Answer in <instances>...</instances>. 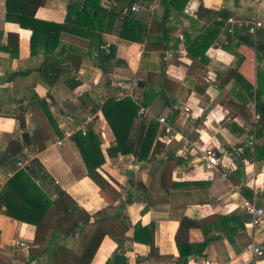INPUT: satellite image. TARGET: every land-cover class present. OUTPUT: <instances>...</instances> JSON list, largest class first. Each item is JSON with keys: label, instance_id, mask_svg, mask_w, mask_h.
Returning a JSON list of instances; mask_svg holds the SVG:
<instances>
[{"label": "crops", "instance_id": "obj_1", "mask_svg": "<svg viewBox=\"0 0 264 264\" xmlns=\"http://www.w3.org/2000/svg\"><path fill=\"white\" fill-rule=\"evenodd\" d=\"M69 1L46 0L37 9L35 18L64 23ZM112 1L116 4L107 6L110 12L102 37V48L106 52L113 48L114 53L111 72L106 75L97 65L89 37L58 25L36 22L37 39L33 46V30L19 23L18 8L16 12H8L7 0H0V76L4 78V83L0 84V152L14 146L11 140L31 142L30 146L22 144V156L17 162L7 161L6 166H0V196L14 173L28 168L35 159L32 178L44 197L58 198L66 207L76 202L91 215L106 208L113 211L124 203L120 219H109L101 224L107 234L90 262L79 254L80 232L73 233L80 223L78 218L72 212L62 214L55 222L50 216L47 218L48 224L55 223L54 229L63 233L70 231L64 237L57 234V244L72 251L69 264H105L117 249L115 238L124 239L125 246L121 252L125 262L116 264H135L138 256L151 251L145 230L134 238L137 224L147 226L161 256L151 258L150 264H175L173 259L180 256L177 240L182 244L200 243L206 238L210 241L204 252L191 256L187 264H264V256H256L249 249L254 237L264 243V231L252 226L251 215L245 208V203L254 198L264 207V159L253 161L241 158L238 153L243 147L241 143L245 144L248 137L245 121L233 108V104L239 103L230 91L235 82L233 71L227 72L238 61L248 79L262 86L264 55L258 57L244 46L243 61H240L242 57H236L233 51L219 43L227 42L236 18L257 16L263 21L259 29L264 30V0L257 3L254 0H188L183 11L175 9L168 18L166 26L172 31L166 50L157 46L161 43L159 30L149 31L144 41L121 37L119 30L123 20L119 13L122 9L127 11L130 4L128 0ZM104 2L100 0V5H105ZM134 4L139 8L136 11L131 9ZM165 8L162 0H138L130 6L131 12L149 25L152 21L157 25L163 20ZM202 9L211 10V16L221 10L230 16L217 41L206 51V63L200 57L193 60L186 44V34L195 38L211 21L210 15ZM168 51L174 56L166 60ZM46 56L63 57L73 64L71 68L75 73L72 74L77 75L80 85L70 87L66 74L44 79L40 70ZM76 66L78 68L74 69ZM225 71L227 73L223 74ZM13 73L17 75L9 79ZM164 73L167 79L162 77ZM208 74L212 75L210 82L204 79ZM107 76L111 79L110 86ZM198 77L201 86L207 84L204 92L195 90ZM222 83L224 88L220 86ZM161 84L174 107L166 106L151 92L152 103L147 109L155 116H168L174 109L178 110L174 122L178 135L166 147L177 148L176 154L186 160L177 165L167 163L154 179L152 165L147 160H137L133 154L109 156L107 150L116 136L97 96L116 95L121 89L129 91L132 85L135 92L143 96L147 90L145 86H153L156 92ZM262 98L264 100V93ZM31 101L35 103L28 105L26 111L20 110L21 105ZM139 118L137 114L136 122ZM74 126L91 128L101 139L105 162L97 169L118 194L111 206L99 185L88 175L74 136L66 139L63 145L56 142L58 138H65V131ZM24 132L29 134L28 141L22 136ZM186 141L189 142L187 147ZM258 143L264 144V138ZM205 148L213 149L218 155L217 166H209L201 159V151ZM121 154L133 156L135 163L125 164L118 158ZM20 161L23 163L19 164ZM128 169L133 170L134 177L126 173ZM131 178L135 179V186L131 185ZM244 186L253 190L252 199L243 194ZM129 192L133 193L130 200ZM3 198H0V264H25L30 256L35 257L27 264H51L43 250L49 244L53 229L49 227L38 238L37 226L8 214ZM246 217L250 219L246 221ZM182 223L184 230L177 235ZM122 224L129 226L126 231L120 228ZM96 225L87 224L85 231H93ZM17 239L30 243L29 250L17 247Z\"/></svg>", "mask_w": 264, "mask_h": 264}, {"label": "trees", "instance_id": "obj_2", "mask_svg": "<svg viewBox=\"0 0 264 264\" xmlns=\"http://www.w3.org/2000/svg\"><path fill=\"white\" fill-rule=\"evenodd\" d=\"M129 6L127 11L121 10L119 16L121 17L122 25L119 30V35L123 38L132 41H144L146 35L150 31L159 30L161 31V40L159 46L160 49L166 50L169 48V42L171 40L170 33L172 28L166 26L169 16L173 10H184V6L188 0H162V3L166 5L164 18L162 21L150 22V25L146 22L141 21L135 13L131 12L130 6L132 3L138 0H128ZM46 0H7L8 12H19V23L22 25H28L33 30L32 45L35 46L37 39V30L35 28V23H43L52 25H58L61 29L70 30L71 32L85 35L91 40L95 35L103 37L105 21L109 15L110 9L106 5H100V0H70L68 3V15L64 23L54 24L44 21H39L35 18V13L37 9L44 5ZM201 9V8H200ZM206 11L205 9H202ZM200 12V11H199ZM211 10H207L206 13L210 16L211 19L209 25L204 27L203 31L197 35L195 38H191L186 34V44L188 47V52L190 56L194 59L200 57L203 62H207L208 58L206 57V51L208 48L218 39V35L225 26L229 14L225 10L215 11L214 16L210 14ZM221 17L220 20H216V17ZM31 25V26H29ZM222 47L225 49L231 50L236 54V57L241 58L240 61H243L242 50L244 46L250 50L257 53L258 57L264 55V30L258 29L255 34L249 33L246 29L240 27H234L233 32H230L227 35V42H219ZM103 44V42H102ZM17 45V44H16ZM152 45V47H157ZM237 46V50L236 47ZM103 61L97 65L102 71L108 75L111 72V59L114 56L113 48L110 51L106 52L102 48ZM40 70L41 75L44 79H48L50 76H62L63 74L68 75L66 82L70 87H77L80 85V81L77 75L73 73V64L67 63L66 59L61 57L58 59L55 56H46L45 62L42 64ZM72 67V68H71ZM78 67H74L77 69ZM233 71L231 74L234 78V85L231 87V93L237 104H233V108L237 109L240 113L241 118L245 121L246 125L250 126V131L248 133L254 132L257 137L261 139L264 138V83L255 85L254 81L248 79L246 73L239 62L233 64L227 72ZM226 71L223 74L227 73ZM17 73H13L12 77L16 76ZM163 78H166L164 74H161ZM162 78V81H163ZM167 79V78H166ZM108 86H110L111 79L109 76L106 78ZM200 78L198 77V83L195 87L196 91L204 92L206 85L201 86L199 84ZM224 83H222L221 88H224ZM218 86L215 84V87ZM147 90L143 95V104L144 106H149L152 103L151 92H154L163 103L173 106L170 104V98L163 91L164 85L161 84L160 89L156 92L153 90V86H145ZM5 89V88H4ZM39 102V100H37ZM255 102L258 111L261 113V117L257 123H254L252 120V113L249 108V104ZM35 103L34 101L29 102L27 105L23 104L19 108L23 111H26L28 105ZM174 107V106H173ZM101 109L110 124L116 139L113 145L109 147L108 154L109 156L122 154H133L137 160L151 163V176L154 179L163 169V167L168 163L172 164H181L185 162L183 156L177 155V148H169L166 145L157 139L156 135L158 130H160L159 122L155 118H149L147 115H142L136 122L139 105L131 96H124L121 99L116 98V95H109L106 101L101 105ZM178 110L172 111L168 115V119L171 123L174 124ZM139 115V114H138ZM256 125V127H255ZM255 130L253 131V128ZM161 130L159 131V135ZM79 147L81 148V153L85 160L86 166L88 168V175L99 185L100 191L106 198L109 199L110 206L118 199V194L116 190L110 185L104 176L98 172V167H100L105 162L104 154L101 150V139L100 137L93 132L90 128L86 134L81 132L74 135ZM14 144L12 148L0 152V166H6L7 161L14 163L17 162L22 156L21 147L23 145H31V142L25 144L24 142L13 141L10 143ZM155 142V143H154ZM170 146V145H168ZM243 150L240 153V157L248 158L250 160H263L264 159V144L256 142L254 145L246 146L244 143H241ZM31 165L28 168H23L17 170L14 175L9 179L7 183V189L4 190L0 198L6 200L7 208L6 212L13 217H16L20 220L33 223L37 226V237L41 233H46L49 227L53 229V234L49 244L44 248L43 252L48 256L49 262L51 264H69L72 251L68 250L64 246L57 244L58 235L67 236L70 234V231L60 232L57 229H54L53 223L48 224L47 218L49 216L54 219V222L62 215L67 212H72L79 220V224L76 226V230L79 231L81 236V250L80 256L86 262H90L97 249L100 246V243L103 237L107 234L106 230L101 225L103 222L112 219H120L122 212L120 208L124 203L118 205L117 208H114L113 211H108L104 209L97 212L96 214H89L83 207L79 206L78 203H73L70 207H66L61 201L57 199H52V197L42 196V192L38 190L39 188L36 185V182L33 180L32 176L35 173L33 164L37 160L33 159ZM153 163V164H152ZM233 178V177H232ZM131 185L135 186V179L131 178ZM37 188H34V187ZM152 187V184L150 185ZM11 190V192L9 191ZM10 192V194H9ZM243 194L249 199L253 198V190L247 186L243 187ZM132 192H129L128 199L130 200ZM20 202V203H18ZM93 219V221H91ZM250 218L246 217V221ZM116 222V221H115ZM89 223L97 224L95 229L91 232L85 231L86 225ZM128 225L122 224L120 228L123 231L128 229ZM183 223L178 231L183 232L184 230ZM148 236L146 241H148L151 251L148 255L138 256L135 264H150V259H158L161 256L158 254V250L154 244V240L149 231H147V226H142L137 224L135 227V236L137 238L139 234L143 233ZM58 234V235H57ZM118 246L114 251L112 257L108 258L105 264H116L125 262L121 252L124 250V239L115 238ZM210 239L206 238L205 241L200 243H185L182 244L177 240V246L180 252L178 258L173 259L175 264H187L191 256L200 255L204 252L207 247ZM56 245V246H54ZM61 253V256L59 254ZM33 254V252H32ZM34 255V254H33ZM59 256V257H58ZM264 256V255H263ZM35 257V256H33ZM29 257L25 264L33 259ZM153 264V263H152Z\"/></svg>", "mask_w": 264, "mask_h": 264}, {"label": "built area", "instance_id": "obj_3", "mask_svg": "<svg viewBox=\"0 0 264 264\" xmlns=\"http://www.w3.org/2000/svg\"><path fill=\"white\" fill-rule=\"evenodd\" d=\"M260 0H254L255 3L259 2ZM104 4L106 6H112L115 5L116 3L112 0H105ZM131 9L133 11L138 10V6L137 5H132ZM221 17H216V20H220ZM235 26H239L241 28L246 29L249 33L255 34L256 31L263 26V21L259 18H257V16H251L245 19H233V25L232 27L229 29L230 32H233V29ZM174 56V53L171 51H168L165 54V59H170ZM73 73H75V70H73ZM213 73H215V71H213ZM207 82H210L212 80V75L208 74L205 76L204 78ZM108 94H98L97 99L99 100L100 105H102L106 99L108 98ZM124 96H131L136 103L139 105V109H138V114L139 116L142 115H147V117L149 118H156L159 122V126H160V130L161 133L159 135V140L161 142H163L166 146L171 145L174 140L176 139L177 135H178V131L176 129V127L174 126L173 123H171L168 119L167 115H160V116H155L153 114H151L149 112V110L147 109L146 106H144L143 104V96L141 94H138L135 92L134 90V85H132V87L130 88L129 91H125L123 89H121L117 94H116V98L121 99ZM177 108V107H175ZM250 111L252 113V120L254 121V123H257L261 117V113L258 111L256 103L252 102L249 105ZM246 126V136L248 137V141L245 143L246 146H250V145H254L256 142H259L261 140L260 137H257L255 134V127L253 128L254 132H251L250 134L248 133V131H250V126L248 125H244ZM88 131L87 128L83 127V126H74V128L68 129L65 131V138H58L57 139V144L59 145H63L64 141L68 138H72L76 133L81 132L82 134H86ZM189 145V142H185V146L187 147ZM243 150V147H241L238 151V153L240 154L241 151ZM201 154V159L203 161L206 162L207 165L209 166H217L220 162V158L218 157V155L215 153V151L211 148H205L203 149ZM118 158L123 161L125 164H133L135 163V159L133 156L130 157H125L124 155H119ZM23 162L20 161L19 164H22ZM237 188H240V185H237ZM245 208L248 214L251 215V224L253 227L257 228V229H262L264 231V207L262 205H259L257 203V199L254 198L252 201H248L245 203ZM15 245L23 250L28 251L30 248V243H28L25 240L22 239H17L15 241ZM249 249L253 252L254 255L256 256H263L264 255V243L258 241V239L256 237H254V240L250 243L249 245Z\"/></svg>", "mask_w": 264, "mask_h": 264}, {"label": "water", "instance_id": "obj_4", "mask_svg": "<svg viewBox=\"0 0 264 264\" xmlns=\"http://www.w3.org/2000/svg\"><path fill=\"white\" fill-rule=\"evenodd\" d=\"M92 51L98 61V63H102L103 61V55H102V38L98 35H95L92 38ZM4 83V78L3 76H0V84ZM142 85V84H141ZM28 133L24 132L23 133V138L25 141H28ZM126 173L130 176L134 177V172L131 169L126 170Z\"/></svg>", "mask_w": 264, "mask_h": 264}]
</instances>
